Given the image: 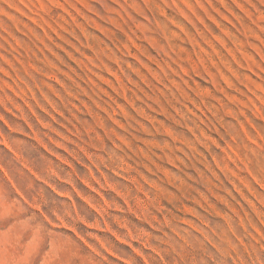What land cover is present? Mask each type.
<instances>
[{
	"label": "rangeland",
	"instance_id": "rangeland-1",
	"mask_svg": "<svg viewBox=\"0 0 264 264\" xmlns=\"http://www.w3.org/2000/svg\"><path fill=\"white\" fill-rule=\"evenodd\" d=\"M0 264H264V0H0Z\"/></svg>",
	"mask_w": 264,
	"mask_h": 264
}]
</instances>
